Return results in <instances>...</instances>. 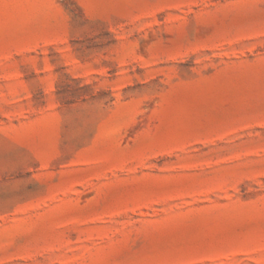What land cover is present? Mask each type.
Returning <instances> with one entry per match:
<instances>
[{
    "label": "rangeland",
    "instance_id": "rangeland-1",
    "mask_svg": "<svg viewBox=\"0 0 264 264\" xmlns=\"http://www.w3.org/2000/svg\"><path fill=\"white\" fill-rule=\"evenodd\" d=\"M0 264H264V0H0Z\"/></svg>",
    "mask_w": 264,
    "mask_h": 264
}]
</instances>
